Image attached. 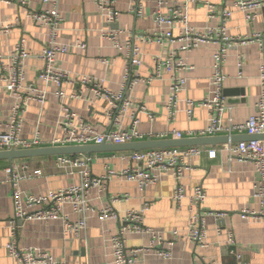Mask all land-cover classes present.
Returning a JSON list of instances; mask_svg holds the SVG:
<instances>
[{"label":"crops","instance_id":"obj_1","mask_svg":"<svg viewBox=\"0 0 264 264\" xmlns=\"http://www.w3.org/2000/svg\"><path fill=\"white\" fill-rule=\"evenodd\" d=\"M3 1L6 2L0 0V23L13 22L16 19L18 21L13 23L8 32L0 31V55L8 62L15 45L25 39L30 53L25 67L27 82L40 91H47L44 105L36 101L28 102L22 137L32 141L39 133L41 147H45L62 133L59 128L62 102L54 94L57 86L50 84L46 87L38 80L39 72L45 68L40 53L49 41V29L37 26L27 18V9L20 4L21 0ZM26 1L35 10L49 7L42 0ZM54 1L58 3L63 17L60 42L75 44L82 41L88 46L87 51L76 49L58 56L55 68L69 75V82L62 86L68 96L82 92L86 98L91 95L90 90L81 84L83 78H95L113 92L121 90L125 84L128 60L125 53L114 48L110 39H104L105 32L116 33L120 44H124L128 38H149L157 29L154 11L159 1L167 2L170 6L188 3V0H140L139 11L135 10L137 4L133 0H114L119 17L116 22L109 23L98 9L97 0ZM195 1L188 5L189 22L200 32L209 28H220L223 21L222 11L227 9L232 12L227 23V36L230 41L215 38V42L203 44L182 54L185 69L179 71L178 76L185 77L187 85L180 94L182 102L176 120H171L166 110L170 75L164 69L159 76L154 77L151 84L139 82L127 92L126 95L134 107L144 106L147 109L146 113L140 114L139 131L144 137L143 141L149 139L150 134L158 136L172 130L182 132L184 139L198 138L199 136L189 137L188 133L199 134L209 126L212 115L209 109L197 107L193 118L189 119L185 113L184 101L192 99L202 102L211 98L214 54L222 46L227 47L223 66L227 76L224 86L228 106L224 115L225 125L230 118L235 124L244 123L258 111L257 103L262 94L259 71L264 64V54L260 46V43L264 44V9L253 23H248L244 14L232 2ZM164 11L170 13L169 6ZM175 33L178 34V30ZM256 35H260V39H256ZM174 48L170 41L163 46L142 44V65L132 68V80L155 75V60L168 56ZM104 60L107 63H103ZM2 72L0 63V75ZM15 103L14 96L0 82V133L5 131ZM63 103L100 132L111 129L105 102L74 100L68 97ZM199 147L202 149L201 155L185 159L189 168L184 170L180 180L185 188V198L181 204L175 199L177 180L173 172L163 169L156 171L157 183L148 186L143 193L139 191L136 183L116 176L108 181L106 191L92 190L91 206L95 213L90 215L87 230L80 237L66 233L60 220H19V246L49 252L66 264H113L109 239L118 233L120 223L101 220L99 212L117 196L120 200L113 206L121 216L129 210L142 209L147 204L149 210L145 214V225L161 233L166 241L174 242L171 260H164L155 250L147 249L140 253L136 264H264V225L260 220H245L241 216L245 210H260L259 202L253 197L255 186L260 180L255 164L231 159L226 145ZM211 152L216 153L215 158L210 157ZM85 156L90 159L89 170L94 176H102L109 171L121 173L131 167L129 160L123 159V153ZM24 167L30 172L42 170L44 173L41 177L21 182L24 197L47 195L50 191L80 183L79 170H76L75 175L61 170L56 166L55 156L15 160L13 163L0 161V264H18L6 249L7 244L13 240L9 223L14 216L13 187L8 182L6 170L14 168L22 173ZM197 187H202L206 194L202 214H224L222 218L206 217L208 246L205 248L194 245L186 234L192 215L191 196ZM64 213L71 221L79 218L71 206H66ZM174 231L180 232L179 235L174 237ZM230 233L235 238V244L229 243ZM126 246L128 249L148 248L149 237L130 235L126 238Z\"/></svg>","mask_w":264,"mask_h":264},{"label":"built area","instance_id":"obj_2","mask_svg":"<svg viewBox=\"0 0 264 264\" xmlns=\"http://www.w3.org/2000/svg\"><path fill=\"white\" fill-rule=\"evenodd\" d=\"M2 2H6L1 0ZM137 4L135 10L140 11V0H133ZM232 2L234 6L244 14L248 23H253L264 9V0H223ZM195 0H188V3L180 6H170L169 3L159 1L154 11V21L157 29L151 37L128 38L124 44H120L114 32H105L104 39H110L114 48L125 53L128 66L124 75L125 84L121 90L113 92L105 88L99 80L95 78H83L81 84L90 90V98H86L82 92L68 96L62 86L69 82V75L55 68L58 56L65 55L73 50L80 49L87 51V44L77 41L75 44H63L59 40L63 17L59 12L58 3L54 0H42L48 8L35 10L29 7L26 0H21L20 4L27 9V18L37 26L49 29V41L40 53V58L45 62V68L38 74V80L46 87L50 84L57 86L55 96L62 102V120L59 124L61 135L55 137L45 147L59 146H86L113 144L122 145L137 141H143L144 137L139 131L141 123L140 114L146 113L144 106L134 107L133 102L127 97V92L139 82L151 84L154 77L161 74L164 69L170 75L169 96L166 102V110L171 120H176L180 111V94L185 90L187 79L178 76V72L185 69V62L182 58L183 53L191 52L203 44L215 42V38L225 42L230 41L227 36V23L232 16V12L225 9L222 11V26L220 28H209L205 32L193 28L190 25L188 5L195 3ZM98 9L107 18L109 23L118 20L114 0H97ZM169 6L170 13L164 11ZM211 17H214L211 14ZM15 21H18L16 19ZM0 23V31L8 32L15 22ZM178 30V34L175 33ZM260 39V35L255 36ZM170 41L174 50L166 57L155 60V75L148 78L137 77L132 80V68L142 65L143 49L142 44H156L163 46ZM262 54H264V44L260 43ZM30 57L27 42L22 39L17 43L8 57V62L0 55V63L3 72L0 75V82L4 84L6 90L14 96L16 103L11 109L10 120L5 127V131L0 133V152L9 150H24L41 147L40 134L38 133L32 141L22 137L24 128V118L27 112V105L30 101H36L41 105L46 103L47 91L38 90L33 84L27 82L26 61ZM227 57V47L222 46L214 54V72L211 79L213 86L212 96L202 102H195L192 99L184 101L186 105L185 113L189 119L193 118L194 110L197 107L208 108L210 113L209 126L199 134L188 133L189 137H211L218 135H263L264 134V64L260 67V79L262 94L257 103V113L251 116L246 122L235 124L229 119L227 125L224 123V115L228 110L227 99L224 94L227 76L224 72V63ZM107 63V61H103ZM242 66V64H240ZM70 97L74 100H96L105 102L108 106L107 116L110 121L111 129L100 132L95 126L85 121L78 113L70 109L63 103ZM153 119L152 115H149ZM152 140L184 139L180 131L172 130L162 135L150 134ZM231 159L244 162H252L260 175V180L255 186L254 198L260 204V210H245L241 216L243 219L260 220L264 225V141H242L226 145ZM202 154L200 147L186 148H166L152 149L140 152L123 153V159L129 160L131 167L121 173L109 171L102 176H94L89 170V162L85 155L76 156H55L56 166L65 170L70 175H75L79 170L80 183L65 189L50 191L47 195L24 197L21 182L30 178L41 177L44 175L42 170L30 172L27 167L23 172H17L14 168L6 170L8 182L13 187V206L14 216L9 226L13 240L7 244L6 249L15 258L18 264H66L63 260H57L49 252L37 248H22L17 242V222L22 221H46L60 220L63 222L66 233L80 237L87 230L88 220L95 210L91 206L92 190H107V183L112 178L119 176L127 182L137 184L140 192H145L147 187L154 185L158 181L155 174L158 170L173 172L176 177L175 199L181 204L185 198V188L180 183L185 169L189 164L186 158L196 157ZM216 153L211 152L210 157L215 158ZM206 199V194L202 187L194 189L191 196V218L187 237L196 246L205 248L207 244L206 236V217L222 218L224 214L209 213L202 214V205ZM119 197H113L112 202L106 205L99 212L103 221H117L120 223L119 231L111 236L109 243L112 249L113 264H136L140 253L148 250H155L157 255L164 260L173 258V240L166 241L161 233L145 225V214L149 210L146 204L142 209H132L121 216L115 210L113 204L119 201ZM66 206H71L73 211L79 216L78 220L71 221L64 210ZM180 232L174 231L173 235L178 236ZM130 235H142L149 237L148 248L128 249L126 238ZM232 233L229 235V243L235 244ZM156 245L159 247H156Z\"/></svg>","mask_w":264,"mask_h":264},{"label":"water","instance_id":"obj_3","mask_svg":"<svg viewBox=\"0 0 264 264\" xmlns=\"http://www.w3.org/2000/svg\"><path fill=\"white\" fill-rule=\"evenodd\" d=\"M225 92V90H224ZM226 96V95H225ZM264 141L263 135H231V136H212L198 137L187 139H168V140H152L137 141L122 145L102 144V145H86V146H59V147H41L24 150H9L0 152V161H8L13 163L15 160L54 157V156H76L87 155L91 157L93 154L101 153H125L140 152L152 149L166 148H185L199 146H218L239 143L242 141Z\"/></svg>","mask_w":264,"mask_h":264}]
</instances>
